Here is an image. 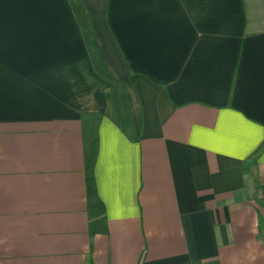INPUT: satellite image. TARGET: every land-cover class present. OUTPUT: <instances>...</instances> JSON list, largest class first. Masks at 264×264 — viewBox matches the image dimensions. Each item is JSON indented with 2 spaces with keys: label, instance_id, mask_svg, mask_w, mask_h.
<instances>
[{
  "label": "crops",
  "instance_id": "obj_1",
  "mask_svg": "<svg viewBox=\"0 0 264 264\" xmlns=\"http://www.w3.org/2000/svg\"><path fill=\"white\" fill-rule=\"evenodd\" d=\"M82 1L123 85L70 0H0V264H264V0Z\"/></svg>",
  "mask_w": 264,
  "mask_h": 264
},
{
  "label": "trees",
  "instance_id": "obj_2",
  "mask_svg": "<svg viewBox=\"0 0 264 264\" xmlns=\"http://www.w3.org/2000/svg\"><path fill=\"white\" fill-rule=\"evenodd\" d=\"M70 2L72 4L73 10L76 14V17L84 33L88 47L94 59L96 69L102 75L114 81L116 86L123 85L124 84L123 81L116 80L111 75L108 67L106 66L103 60L101 51L98 46L96 35L94 33V30L92 28V25L89 19L88 10L86 6L84 5L83 1L82 0H70ZM119 95H120L119 96L120 107H121V112H122V116L124 120V127H125L126 132L129 134L131 130V126H132L129 100L125 92L120 93ZM96 152H97V147L95 143H92L86 147L88 209L90 211V214H93L94 212H98L100 210H103L104 212V205L102 201L100 200V198L98 197L96 186L94 183V177H93V166H94V160L96 157ZM99 231L100 229L98 228V226H96L95 223L94 224L92 223L90 227L91 235H94Z\"/></svg>",
  "mask_w": 264,
  "mask_h": 264
}]
</instances>
